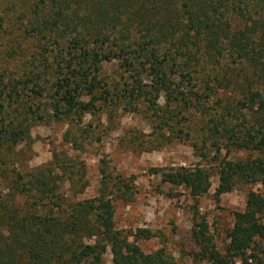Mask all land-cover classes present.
Returning a JSON list of instances; mask_svg holds the SVG:
<instances>
[{
  "label": "trees",
  "instance_id": "1",
  "mask_svg": "<svg viewBox=\"0 0 264 264\" xmlns=\"http://www.w3.org/2000/svg\"><path fill=\"white\" fill-rule=\"evenodd\" d=\"M16 21L24 25L22 35L31 34L39 48L53 46L55 53L42 58L41 73L30 69L7 82L0 76V172L2 151L10 148L5 145L23 140L28 121L33 119L32 106L23 96L41 97V77L52 69L56 71L51 86L54 118L92 114L116 99L140 101L160 124L168 126L176 117L175 110L187 112L211 95V84L218 78L206 72L208 61L218 60L228 51L231 63L245 66L256 88L247 84L242 100L236 103L239 108L231 115L223 107L209 131L227 141V154L235 148L257 156L245 162L220 160L215 197L240 183L258 184L262 193H248L244 211L234 214L225 255L215 249L204 219L195 223L192 238L198 247L196 261L264 264L257 249V241L264 240V0H0V37L8 25L11 32L20 30H13ZM108 49L117 54L121 77L129 80L118 93L100 78ZM147 60L164 65L150 84L142 81ZM161 94L175 109L159 106ZM12 105H17L13 110L17 115L8 111ZM253 106L257 113H252ZM154 173L165 183L183 186L193 197L210 188L209 175L201 168ZM30 177L20 192L34 191L48 199L49 211L21 213L8 208L0 197V264H103L106 249L113 264H175L163 252L144 254L135 241L115 230L111 205L103 192L68 211L58 202L52 177ZM55 208L62 209L55 213ZM88 217L90 221L84 222ZM140 233L146 239L151 237L147 231ZM92 237V243L84 242Z\"/></svg>",
  "mask_w": 264,
  "mask_h": 264
},
{
  "label": "rangeland",
  "instance_id": "2",
  "mask_svg": "<svg viewBox=\"0 0 264 264\" xmlns=\"http://www.w3.org/2000/svg\"><path fill=\"white\" fill-rule=\"evenodd\" d=\"M16 28L20 30L11 32L8 25L0 37V76L3 75L4 82L18 79L30 69L41 73L42 58L55 53L53 46L39 48L40 44L31 34L22 35V23L16 21L13 30ZM228 55L225 51L222 58L205 65L206 72H213L218 78L211 84L214 88L209 98L187 112L175 110L176 117L168 126L160 124V119L140 101L116 99L97 107L92 114L54 118L51 86L56 71L52 69L41 77L44 87L41 97L32 98L29 93V99L23 96L34 112L33 119L28 121L26 137L16 144H6L10 148L2 151V201L21 213H48V199L34 191L20 192L31 175L42 174L52 177L58 202L68 211L77 203L99 198L103 192L111 205L115 230L127 235L129 241H135L144 254L163 252L175 264H207L196 261L198 247L192 238L194 225L202 218L209 226L215 249L225 255L234 214L244 211L248 193H262L258 184L240 183L230 192L215 197L220 160L245 162L257 156L235 148L227 154V141L209 131L212 120L222 115L223 107H228L231 115L239 108L236 103L242 100L247 84L256 88L249 70L231 63ZM163 66L147 60L142 81L150 84ZM100 72V78L111 85L114 93L129 84L125 76L121 77L119 59L112 49L105 50ZM82 100L87 99L82 97ZM158 103L165 110L176 106L168 103L163 94ZM16 106L12 105L8 111L12 113ZM256 110L257 106H253L252 113H257ZM181 167L204 170L210 182L207 193L193 197L183 186L165 183L160 174L154 173V170L167 172ZM61 209L55 208L54 212L59 213ZM83 221L89 222L90 217ZM142 231L149 232L151 237L144 238ZM94 240L92 237L84 242ZM257 249L259 257L264 259V240L257 241ZM102 260L103 264H113L109 249Z\"/></svg>",
  "mask_w": 264,
  "mask_h": 264
}]
</instances>
